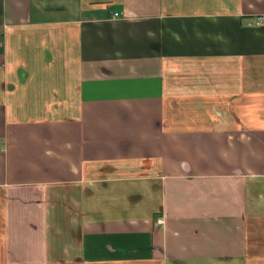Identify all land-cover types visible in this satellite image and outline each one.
Listing matches in <instances>:
<instances>
[{
  "label": "crops",
  "instance_id": "1",
  "mask_svg": "<svg viewBox=\"0 0 264 264\" xmlns=\"http://www.w3.org/2000/svg\"><path fill=\"white\" fill-rule=\"evenodd\" d=\"M0 264H264V0H0Z\"/></svg>",
  "mask_w": 264,
  "mask_h": 264
},
{
  "label": "built area",
  "instance_id": "2",
  "mask_svg": "<svg viewBox=\"0 0 264 264\" xmlns=\"http://www.w3.org/2000/svg\"><path fill=\"white\" fill-rule=\"evenodd\" d=\"M120 13L119 12H116L115 13V16H118ZM260 22H262L261 20H259ZM159 221H162V219H159Z\"/></svg>",
  "mask_w": 264,
  "mask_h": 264
}]
</instances>
